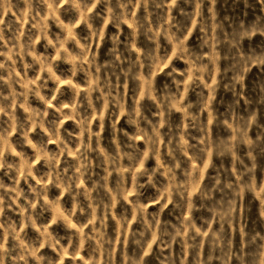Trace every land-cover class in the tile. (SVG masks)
I'll return each instance as SVG.
<instances>
[{"label": "clouds", "instance_id": "1", "mask_svg": "<svg viewBox=\"0 0 264 264\" xmlns=\"http://www.w3.org/2000/svg\"><path fill=\"white\" fill-rule=\"evenodd\" d=\"M0 264H264V0H0Z\"/></svg>", "mask_w": 264, "mask_h": 264}]
</instances>
